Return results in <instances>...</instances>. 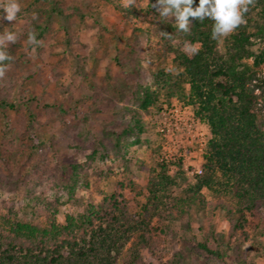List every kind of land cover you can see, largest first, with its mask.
Here are the masks:
<instances>
[{
  "label": "rangeland",
  "instance_id": "rangeland-1",
  "mask_svg": "<svg viewBox=\"0 0 264 264\" xmlns=\"http://www.w3.org/2000/svg\"><path fill=\"white\" fill-rule=\"evenodd\" d=\"M129 1L59 0L61 7L76 6L83 16L67 21L54 18L48 31L36 39L38 44L29 43L28 35L46 20L49 1L17 0L20 11L15 20L0 15V35L14 32L16 36L14 43L4 41L0 46L12 57L5 63L8 67L0 76V87L15 105L13 109L0 106V198L28 201L48 189L67 194L66 188L76 181L74 199H65L61 213L75 215L89 198L101 201L113 193L123 195L131 213H140L150 197L151 170L165 161L175 184L164 201H183L179 200L176 210L178 219L163 221L168 227L158 234L156 256L144 255L145 264H176L174 253L183 256L178 264H238L242 254H249L244 245H232L223 259L202 254L195 246L206 239L208 223L216 233L229 230L224 211L217 210L207 221L186 195L203 174L212 135L187 102L189 84L180 82L178 93L185 98L181 99L171 96L168 86L156 77L159 71L181 70L174 68L172 54L163 55L144 25L124 18L116 9ZM5 2L0 0V5ZM223 39L218 42L220 51ZM186 44L192 45L175 42L172 46L194 55ZM53 71L61 76L49 91L40 81L47 82ZM145 89L157 94L148 111L133 97L135 91ZM29 93L40 104L28 103ZM43 103L54 107L47 109ZM63 165L76 168H68L67 174ZM104 168L112 174L99 180L97 173ZM200 194L207 201L218 197L205 187ZM229 197L223 196L236 205ZM127 247L129 243L124 251Z\"/></svg>",
  "mask_w": 264,
  "mask_h": 264
},
{
  "label": "trees",
  "instance_id": "trees-1",
  "mask_svg": "<svg viewBox=\"0 0 264 264\" xmlns=\"http://www.w3.org/2000/svg\"><path fill=\"white\" fill-rule=\"evenodd\" d=\"M46 1L50 2L49 9H45L46 20L31 31L36 39L48 31L54 18L67 21L74 15L83 16L76 6L66 9L59 0ZM151 3L155 0H131L115 7L124 18L144 25L163 55H173V66L181 71L156 74L171 96L185 99L178 93L179 84H189L187 102L194 106L195 116L208 125L212 137L203 174L197 176L195 189L186 195L207 221L222 210L229 225L225 234L216 233L214 225L208 223L206 239L195 246L202 254L223 259L232 245H244L249 254H242L238 264H264L257 261L264 260V0H251L244 13L246 23L223 39V51L217 48L219 39H211L210 18L199 21L189 17V31L185 32L177 29L174 17H161ZM196 6L198 0H194L193 8ZM175 42H189L198 50L189 56L174 48ZM60 76L59 71H53L47 82H40L50 91ZM5 94L0 87V106L15 108ZM26 95L28 103L40 104L34 95ZM133 97L142 110L148 111L157 94L145 89L135 91ZM28 105L25 104L35 119ZM42 106L54 107L49 103ZM68 168L76 167L63 165L67 174ZM111 174V169L104 168L97 177L104 180ZM174 184L169 164L158 163L151 170L150 197L140 213H131L123 195L116 193L101 201L89 198L75 215L61 213L65 199H74L76 181L66 188L68 195L59 189H48L28 197V201L0 198V264H145L144 255L156 256L158 234L165 233L168 227L163 221L178 219L176 210L183 199L164 201ZM203 187L215 193L217 200L207 201L200 194ZM224 195H230L229 200L236 205L226 201ZM181 255L174 253L172 261L178 264Z\"/></svg>",
  "mask_w": 264,
  "mask_h": 264
},
{
  "label": "clouds",
  "instance_id": "clouds-1",
  "mask_svg": "<svg viewBox=\"0 0 264 264\" xmlns=\"http://www.w3.org/2000/svg\"><path fill=\"white\" fill-rule=\"evenodd\" d=\"M251 0H198V6L193 8L194 0H155L151 3L161 17H174L178 30L189 31V17L203 21L206 17L213 21L211 39L218 40L228 37L241 24L246 23L244 13L248 11ZM2 9V18L13 21L17 18L20 5L17 0H6ZM14 32H5L0 35V46L4 41L14 43ZM29 43H40L34 33L28 35ZM192 53L197 51L195 45H185ZM12 57L0 47V76H3L8 65L4 61H10Z\"/></svg>",
  "mask_w": 264,
  "mask_h": 264
}]
</instances>
